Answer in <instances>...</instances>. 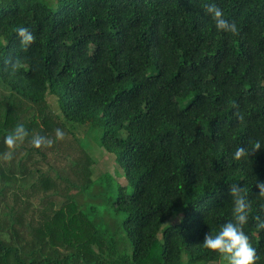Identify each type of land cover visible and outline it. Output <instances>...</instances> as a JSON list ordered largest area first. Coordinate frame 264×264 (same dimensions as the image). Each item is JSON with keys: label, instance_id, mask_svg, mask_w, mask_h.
Wrapping results in <instances>:
<instances>
[{"label": "trees", "instance_id": "16d2710c", "mask_svg": "<svg viewBox=\"0 0 264 264\" xmlns=\"http://www.w3.org/2000/svg\"><path fill=\"white\" fill-rule=\"evenodd\" d=\"M208 3L238 35L216 29ZM20 26L36 36L27 51ZM9 59L23 67L12 73ZM17 124L29 137L13 150L4 137ZM74 125L101 126V147L123 169L127 183L104 198L106 213L97 185L112 184V175L93 178ZM36 134L53 145L33 147ZM257 139L259 151L233 159ZM257 181L264 0H0V264L218 261L201 244L232 218L236 183L248 189L244 231L264 264V231L253 219L264 216Z\"/></svg>", "mask_w": 264, "mask_h": 264}, {"label": "clouds", "instance_id": "9594fccd", "mask_svg": "<svg viewBox=\"0 0 264 264\" xmlns=\"http://www.w3.org/2000/svg\"><path fill=\"white\" fill-rule=\"evenodd\" d=\"M204 11L208 13L218 31L238 35L239 29L234 21L230 22L225 18L223 10L215 3H208L204 6ZM16 35L19 38L20 44L25 51L36 41V36L33 32L24 26L16 29ZM5 64L10 65L12 73L19 71L23 64L19 59L6 60ZM231 107L236 111L233 115L236 116L240 123L244 122V116L239 111V105L232 101ZM29 137V131L25 125L17 124L16 127L4 137V144L9 149H15L19 144ZM65 133L62 129L55 130V139L63 140ZM30 143L33 147L40 149L42 147H51L54 143L53 139L46 136L36 134L32 136ZM260 140H249L248 145L238 147L233 159L240 161L254 155L261 149ZM12 158V152H7L3 155L5 161ZM256 186L259 189L258 197L264 199V181H257ZM229 195L232 199V218L220 226L216 233L208 232L205 234L202 246L210 251L218 253L227 264H258L261 257L257 253V249L251 242V237L244 231L245 225L249 220V214L252 211V204L248 198V189L240 187L237 183L229 186ZM260 212L264 213V203L260 205ZM255 228L257 232L264 231V216L255 215Z\"/></svg>", "mask_w": 264, "mask_h": 264}, {"label": "rangeland", "instance_id": "374dc122", "mask_svg": "<svg viewBox=\"0 0 264 264\" xmlns=\"http://www.w3.org/2000/svg\"><path fill=\"white\" fill-rule=\"evenodd\" d=\"M49 1L55 2V0ZM183 103L184 102H181V105H183ZM72 127L74 133L78 136L82 144L87 148L94 161L93 178L98 177L103 171L112 175V184L105 183L104 181H102L100 182V186L97 185L98 195H101V197H103L102 200L100 199L98 201L99 203L97 202L98 206L100 207L98 210L99 213H106L107 209L109 208L103 205L102 201L106 199V196H111L112 198L115 197L118 192L117 186L125 185L127 183L123 169L116 162V154L108 153L104 147H101L100 138L103 134V128H101V126L89 128L84 126L82 127L81 125H74ZM128 190L131 191V188H129ZM83 199L88 200L89 196L85 195ZM182 214V212H179L174 222H179L181 220ZM184 257L187 258V256ZM208 264H227V261L221 258L218 261L210 262Z\"/></svg>", "mask_w": 264, "mask_h": 264}]
</instances>
